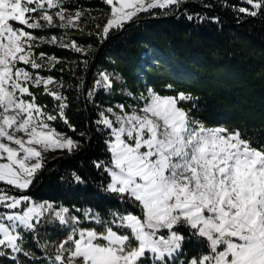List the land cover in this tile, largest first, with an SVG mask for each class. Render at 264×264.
Returning <instances> with one entry per match:
<instances>
[{
	"label": "snow or ice",
	"instance_id": "obj_1",
	"mask_svg": "<svg viewBox=\"0 0 264 264\" xmlns=\"http://www.w3.org/2000/svg\"><path fill=\"white\" fill-rule=\"evenodd\" d=\"M102 2L109 12L96 33L101 42L141 13L179 8L186 0ZM67 3L0 0V258L12 264H264V145L255 146L238 129L194 118L180 106L196 99L191 93L161 95L148 87L139 94L127 91L131 103L97 106L93 124L105 137V158L92 164L101 176L98 190L115 198L116 210L70 209L24 194L44 169L47 153L71 154L81 147L54 126L59 121L77 132L66 115L63 80L41 75L62 61L36 52L47 44L87 56L68 36V30L83 31L85 11H69ZM239 3L247 7L233 5L234 13L253 18L264 13V0ZM57 28L64 34L35 35ZM117 84H125L120 74L101 70L91 88L84 90L83 79L78 87L92 102ZM33 89L51 98V111L37 103ZM72 180L85 183L76 172ZM47 227L63 238L41 242L40 229ZM26 236L42 256L26 249ZM193 241L196 254L189 257L184 245Z\"/></svg>",
	"mask_w": 264,
	"mask_h": 264
},
{
	"label": "trees",
	"instance_id": "obj_2",
	"mask_svg": "<svg viewBox=\"0 0 264 264\" xmlns=\"http://www.w3.org/2000/svg\"><path fill=\"white\" fill-rule=\"evenodd\" d=\"M233 5L247 7L239 0H192L179 8L141 13L121 33L112 31L101 42L96 33L104 26L106 17L96 11L108 6L102 0H68L69 11L77 8L85 11L81 21L83 31L68 30V36L88 50L87 56L47 44L40 45L36 51L55 55L62 61L51 72L41 70V75L63 80L65 87L61 91L69 102L66 115L77 132H71L59 121L54 126L80 140L81 147L49 162L43 177L39 173L30 188L32 197L70 209L90 208L101 214L116 210L115 198H106L98 190L101 176L92 162L105 158V137L96 131L93 121L97 117V106L106 108L131 103L125 90L139 94L151 87L161 95L191 93L196 99L182 102L180 106L189 109L194 118L208 126L238 129L255 146L264 145V13L255 18L247 17L234 13ZM188 15L218 17L219 21H189ZM39 31L50 37L61 36L65 30ZM101 70L120 74L125 84H117L110 94L100 92L88 102L78 87L79 82L83 79L85 87L88 83L86 90L91 88ZM169 84L171 90L165 88ZM33 91L37 92V103L48 105L51 111V98L40 95L42 89ZM80 131H85L87 136L81 138ZM73 172L81 175L85 183L73 182ZM39 235L41 242L63 238L51 227L41 228ZM25 239L26 249L34 251L38 257L43 255L30 236ZM195 249L194 241L184 245L189 257L196 254ZM20 259L27 260L23 256ZM0 264L12 262L0 258Z\"/></svg>",
	"mask_w": 264,
	"mask_h": 264
},
{
	"label": "rangeland",
	"instance_id": "obj_3",
	"mask_svg": "<svg viewBox=\"0 0 264 264\" xmlns=\"http://www.w3.org/2000/svg\"><path fill=\"white\" fill-rule=\"evenodd\" d=\"M192 0H186V2H191ZM185 2V3H186ZM184 3V4H185ZM177 11H178V9H177ZM94 12V11H93ZM96 12H98V14H101V15H103L104 17H106V19H107V13L109 12V7L107 8V9H99V10H97ZM86 15V14H85ZM45 30V29H44ZM44 30H42V31H44ZM124 30V29H123ZM122 30V31H123ZM121 30H119L118 31V33H121L120 32ZM39 32V33H38ZM44 34V32L43 33H40V31L39 30H35V35H37V36H44V37H46L45 35H43ZM89 50H92L91 48L89 49ZM37 52V54L40 52V51H36ZM90 76H91V73H89V77L87 78V82L89 81V79H90ZM87 84L88 83H86V87H85V90H86V88H87ZM146 90H144V91H142V92H145ZM142 92H140V93H142ZM126 93H127V91L125 90V95H126ZM208 126V125H207ZM211 127H214V126H211ZM76 151V150H75ZM75 151H73V152H75ZM72 152V153H73ZM65 154H69L66 150H64V151H56V152H49V153H47L46 154V160H47V162L45 163V164H47L48 162H51V160H53L55 157H57V156H62V155H65ZM63 158V157H62ZM40 175H41V172H40ZM24 194H27V195H29L33 200H35L33 197H32V195L30 194V189L26 192V193H24ZM35 201H37V202H42L43 200H35Z\"/></svg>",
	"mask_w": 264,
	"mask_h": 264
},
{
	"label": "water",
	"instance_id": "obj_4",
	"mask_svg": "<svg viewBox=\"0 0 264 264\" xmlns=\"http://www.w3.org/2000/svg\"><path fill=\"white\" fill-rule=\"evenodd\" d=\"M128 24H129V23H128ZM128 24H126L125 27H126ZM125 27H124V28H125ZM124 28H123V29H124ZM123 29H122V30H123ZM122 30H121V31H122ZM121 31H120V32H121ZM118 34H119V33H118ZM64 159H65V158H64ZM48 164H49V162H48L47 164H45L44 169L41 171V176H42V177H43V175H44L45 169H46V167L48 166Z\"/></svg>",
	"mask_w": 264,
	"mask_h": 264
}]
</instances>
